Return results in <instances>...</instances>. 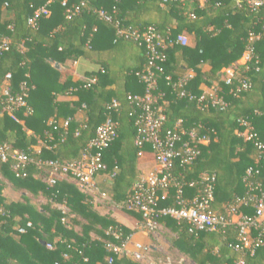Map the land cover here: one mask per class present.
Here are the masks:
<instances>
[{"label":"trees","instance_id":"1","mask_svg":"<svg viewBox=\"0 0 264 264\" xmlns=\"http://www.w3.org/2000/svg\"><path fill=\"white\" fill-rule=\"evenodd\" d=\"M80 2L67 0L62 6L60 0H0V40H10L9 50L0 56V100L7 74L11 75L9 84L14 92L22 83L30 87L26 99L29 112L24 108L15 111L17 121L2 113L0 107V144L35 161L79 160L97 127L111 117L117 123L118 137L103 152L106 170L96 178L106 176L111 180L105 193L113 203L125 202L139 181L135 142L140 109L128 97L145 93L139 75L146 65V55L143 46L118 36L115 25L98 18L96 11L103 9L113 22L128 30L142 32L153 26L165 42V59L159 64L161 72L157 73L153 93L158 98L156 109L166 118L160 134L163 137L179 120L186 134L176 144L177 156L169 171L171 182L159 194L164 197L158 206L175 207L177 187L185 200L202 195L206 186L202 175L209 174L214 177L209 209L230 219V205L247 201L257 185L264 191V151L259 152L253 142L239 135L244 128L237 123V119L248 120L258 140H264V8L250 12L245 0H239V4L206 0L202 5L198 0H86L80 12L67 19L66 10ZM43 6L50 15L41 17L33 30L27 20ZM152 15L157 17L156 22L150 21ZM251 32L261 37L249 42ZM181 34L188 38V45L176 43ZM248 49V63L237 64ZM91 53L100 65L89 75V79H96L94 84L83 88L89 79L73 81L69 76L59 83L61 74L55 64L75 62ZM103 54L120 55L122 58L116 60L120 68L112 71L107 59L99 58ZM204 65L208 66L205 71ZM230 68L234 76L226 84L222 71ZM181 69L194 75L179 87ZM243 79L251 84L246 91L238 90ZM120 84L122 89L118 90ZM205 86L219 87L217 94L223 106L212 105L209 94H204ZM57 94L76 99L60 102ZM113 100L119 103L118 108L109 107ZM80 112L83 116L78 119ZM65 121L68 125L63 128ZM192 130L208 142H191L188 132ZM38 140L44 144L41 150H35ZM185 143L197 152L190 162L185 160ZM148 148L146 145L143 149ZM46 177L47 170L34 164L17 172L11 170L10 160L0 164V264H108L111 253L106 243H121L136 230L123 226L109 212L102 213L71 178L49 187ZM7 188L19 194L18 200H8L4 195ZM61 204L66 206L65 214L57 209ZM125 213L141 221L140 215ZM238 213L252 217L254 208L247 201L239 204ZM28 222L32 228L18 234L17 228ZM156 224L157 229L164 226L174 235L172 249L194 264H235L240 257L245 264H264V223L251 230V237L261 235L262 241L253 254L242 248L238 227L233 223L218 232H191L186 222L169 217L156 219ZM110 229L118 231L119 240L106 234ZM46 244H52L53 250H47ZM235 246L239 247L237 252ZM143 255L153 264H181L172 259L167 262L168 257L160 255L154 245L144 246ZM145 262L121 255L114 256L112 264H148Z\"/></svg>","mask_w":264,"mask_h":264},{"label":"built area","instance_id":"2","mask_svg":"<svg viewBox=\"0 0 264 264\" xmlns=\"http://www.w3.org/2000/svg\"><path fill=\"white\" fill-rule=\"evenodd\" d=\"M62 6L66 5L67 0H60ZM165 1H182V0H165ZM206 0H198L202 5ZM239 4V0H233ZM247 8L250 12H257L264 8V0H245ZM86 3V0H81L78 5H72L66 10V18L70 19L72 14L80 12L81 7ZM100 20L115 25L118 36H124L127 39L136 41L140 46L145 49L146 65L139 75L141 82L145 86V93L142 97L129 96L128 100L135 103V106L140 109V114L136 120L138 126L139 136L136 139L135 145L139 149L138 156L142 155L144 146L151 147L156 164L157 170L151 174L147 179L137 181L131 190L130 195L127 197L122 205L113 203L106 193L101 192L96 183V175L106 170V165L103 162V152L107 150L111 144L117 139V123L108 117L100 124L93 137L89 140L86 149L81 154L79 160L60 161V160H46L41 161L30 158L27 154L18 150H12L6 144H0V164L11 161V170L17 172L22 170L25 166L34 164L39 167H44L47 170L46 184L53 187L60 180H73L80 191L86 193L92 198V203L100 210L109 211H124L132 212L141 216V221L137 222L135 226L136 232H141L147 236L156 235L157 224L156 219L160 217H169L177 222H186L190 226V231H214L218 232L221 228L225 227L228 223H233L239 230V242L242 248L247 249L250 254H253L255 249L261 244V235L257 238L251 237V230L255 227L262 226L264 223V191L259 185L255 187V192L248 195L246 198L254 208V215L252 217H245L238 213L239 204L245 203L246 200H240L230 205L227 210L230 219H226L221 215H217L209 209L210 203L213 200V175H202V182L206 184L204 193L192 200H185L182 198L181 188L177 187L176 190V206L160 208L159 201L163 199L161 192H165L171 180L169 179L171 161L177 156L176 144L181 141V137L186 134L182 127V122L176 121L173 129L168 130L165 135L161 136V128L166 122L165 116L159 108L156 109L157 96L153 93L157 87V73L161 72L159 64L164 61L165 55L163 53L165 42L155 30L153 26H148L144 31L128 30L120 26L117 22H113L105 10L100 9L96 11ZM50 11L45 7H40L30 16L27 24L31 29L37 28V22L41 17H48ZM261 37L260 33H249V42L258 40ZM188 38L181 34L177 37L176 43L185 46L188 45ZM10 40L1 38L0 40V56L9 50ZM21 51L24 50L23 44L20 45ZM251 58V49H248L238 61L239 65H246ZM224 81L229 84L234 76L233 69H224ZM259 72V70H257ZM190 77L182 78L178 81V86H183L184 82ZM11 75L5 76V85L3 87L2 99L0 100V107L2 113L8 115L13 120H16L14 115L15 111L24 108L29 112L26 99L28 98L30 87L22 83L19 90L14 92L9 84ZM95 78L89 79L83 88H87L95 83ZM169 80V77H166ZM240 88L238 90H248L251 86L250 82L246 79L239 81ZM212 93L209 95L212 105L223 106L222 98L217 94L219 87L214 86L211 89ZM184 93H181L183 96ZM201 98L200 100H202ZM111 109L118 108L119 103L113 100L109 106ZM240 127H243V132L239 135L246 141L253 142L254 146L259 152L264 151V140H258L256 133L253 131L250 122L246 119H237ZM68 122L63 123V128H66ZM191 142L206 144L208 140L205 137L198 138L194 130L188 132ZM183 151L186 155V161L190 162L195 159L197 152L194 151L189 143L182 145ZM57 209L61 214H65L67 209L64 204L57 205ZM0 215H3L0 209ZM63 221V220H62ZM27 228H32V224L28 222L25 227H18L17 233L23 234ZM115 240H119L120 234L116 230H108L106 233ZM131 237L127 238L121 243H106V249L111 253L108 257L107 263L114 262V256L121 255L129 256L132 260L137 262H144L143 255L144 246L139 243L134 244L133 250H129ZM47 250H53L52 244H46ZM235 252L239 250L238 246L233 248ZM66 259L67 256L64 255ZM167 262L170 259L167 258ZM235 264H245L243 258H239Z\"/></svg>","mask_w":264,"mask_h":264},{"label":"crops","instance_id":"3","mask_svg":"<svg viewBox=\"0 0 264 264\" xmlns=\"http://www.w3.org/2000/svg\"><path fill=\"white\" fill-rule=\"evenodd\" d=\"M150 21L152 22H156L157 21V17L155 15L150 16ZM189 43V42H188ZM120 54V53H118ZM122 55V54H121ZM100 59H107V62L110 64V69L112 71H117L120 68V65L118 62L116 63V60H120L122 57L120 55L117 54H113V55H107L105 56V54L101 55L99 57ZM98 57L94 56V53H91L89 55L84 56L83 58L75 61V62H66L65 64H55L54 66H56V68L59 70L60 74H61V78L59 80V83H63V81L65 80L66 76H69L72 78L73 81H87L89 79V75L92 72H95L98 70L99 68V62H97ZM202 69L205 71L208 69V66L204 65L202 66ZM178 75L182 76V78H187V77H192L194 74L192 71L189 70H178ZM114 88V87H113ZM117 89L120 90L122 89V84H120L119 86H117ZM211 88L210 87H206L204 88V94H211ZM76 98L72 97V96H68V95H63V94H57L56 95V100L57 101H74ZM83 116L82 112L77 114V118L81 119ZM28 134H31V132L28 131ZM44 147V144L42 143V141L38 140V144L35 146V150H41V148ZM157 170V164L153 155V152L151 151V149H143L142 151V155L138 156L136 164H135V171L138 174V180L141 179H147L151 174H153L155 171ZM96 182L99 183V190L101 192L110 187L111 185V180H109V178L107 179L106 176H98L96 178ZM7 191L9 193H7ZM14 190H12L11 188H7L4 190V195L8 198V194H13ZM16 193V192H14ZM102 213H107L104 210H101ZM117 213V214H116ZM112 214L113 217H115L116 221L119 222L120 224H122L123 226L129 228V229H134V227L137 224V219L134 218V216L127 214L123 211L121 212H115V213H110ZM162 228L172 237H174V235L168 230L166 229L164 226H162ZM142 234V236H147L141 232L135 233L131 236V241L129 244V248L130 250H133L134 244L138 243V241H134V240H141V242L147 243V240L141 238L140 239V235ZM141 244V243H139ZM142 245V244H141ZM144 246V245H142ZM151 246V245H149ZM156 248V247H155ZM157 249V248H156ZM160 255H163L160 253ZM166 256V254H165ZM184 256V255H183ZM169 259H171V257L166 256ZM188 260L190 262V264H194L189 258H187L186 256L182 257L179 259V263H182L183 261ZM146 263L148 264H153L152 261L147 262L146 258H145Z\"/></svg>","mask_w":264,"mask_h":264},{"label":"rangeland","instance_id":"4","mask_svg":"<svg viewBox=\"0 0 264 264\" xmlns=\"http://www.w3.org/2000/svg\"><path fill=\"white\" fill-rule=\"evenodd\" d=\"M7 193H9V192L7 191ZM7 196H8L9 201L18 200V198H19V194L14 193V192H13V194H8ZM41 203H42V201H41ZM115 212H118V211H109V213H115ZM134 229H135V227H134ZM156 232H157V234L154 236H151V235H149V236L143 235L142 236V234H139L140 239L143 238V239L147 240L146 245H145V243L141 242V240L137 239L134 241H138V243H141L145 247L149 246V245H154L157 248V251L159 253L163 254L164 257H165V254H166V256L171 257V259L174 261V263L178 262L180 258L184 257L177 250L172 249V247H171V236L162 227H159V229H157ZM136 233H138V232H136ZM129 250H130V248H129ZM156 259H157V257H156ZM156 259H154V257H152V260H156ZM146 260H147V262L151 261L150 259H146ZM159 261H160V259H158L157 262H159ZM181 264H190V262L188 260H186V261H183Z\"/></svg>","mask_w":264,"mask_h":264}]
</instances>
